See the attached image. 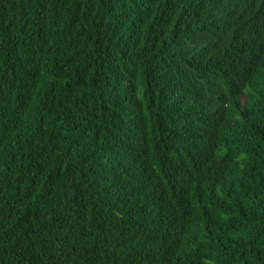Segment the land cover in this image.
I'll list each match as a JSON object with an SVG mask.
<instances>
[{
	"label": "trees",
	"instance_id": "obj_1",
	"mask_svg": "<svg viewBox=\"0 0 264 264\" xmlns=\"http://www.w3.org/2000/svg\"><path fill=\"white\" fill-rule=\"evenodd\" d=\"M0 264H264V0H0Z\"/></svg>",
	"mask_w": 264,
	"mask_h": 264
}]
</instances>
